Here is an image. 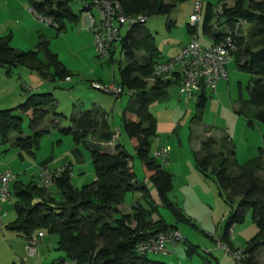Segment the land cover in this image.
Wrapping results in <instances>:
<instances>
[{
	"label": "trees",
	"instance_id": "16d2710c",
	"mask_svg": "<svg viewBox=\"0 0 264 264\" xmlns=\"http://www.w3.org/2000/svg\"><path fill=\"white\" fill-rule=\"evenodd\" d=\"M120 3L125 13L144 14L148 17L155 13L169 14L176 2L120 0ZM85 10L82 6L80 12ZM32 11L35 15L49 19L48 24L57 33L65 30V21L76 22L79 17V14L71 10L68 0H32ZM213 17L212 4L207 2L202 24L204 33H214V26L211 24ZM240 20L248 25L246 40L241 36L242 25L236 27ZM143 24L144 22L133 24L118 41L127 61L124 65H118V84L123 92L129 91L132 97L123 112V128L130 138L136 140V153L150 174L149 180L156 189L158 199L178 214L181 220L189 223L191 218L183 214L182 208L168 197L173 174L157 162V157L149 154L152 139L156 135V119L149 106L152 101L165 97L167 87L176 77L153 75L154 64L162 61V58L157 57L159 51ZM172 24L167 19V27ZM217 25H225L228 33L234 36L239 44V49L234 54L237 55L238 66L253 76L249 97L240 99L236 112L247 118L248 125H252L255 119L264 126L263 4L255 0H235L232 6H228L223 2ZM188 31L194 33L195 26L189 25ZM137 33L140 35L137 36ZM214 34L219 39L226 33ZM48 43L43 35L38 34L34 49L22 51L10 45V34L0 36V68L9 75L14 68L25 66L49 80L70 77V71L49 48ZM141 49L144 54L138 55L136 51ZM114 51L115 46L110 50L109 58ZM150 78L152 84L148 87ZM206 99L205 89L202 87L196 102L198 116ZM52 102L51 93H33L27 94L26 99L14 108L0 109V140L6 141L11 132H16L18 136L13 145L34 157L42 133L35 129L33 135L22 136L23 118L13 114V110L29 113L30 126L35 128L49 112ZM127 113L132 114L134 119H128ZM53 114L57 117L63 115L56 112ZM71 121V126L62 127L60 131L89 150L94 180L80 188L74 187L70 182V168L64 166L63 171L54 179V185L61 194L60 199L56 200L48 192L49 188L40 186L39 171L35 179L26 184L16 181V175L11 171L15 175L10 183V193L15 196V217L6 226L25 239L42 230L56 233V248L64 255L54 260L53 264H166L150 259L148 253L139 254L136 244L147 235L177 226L175 223L167 224L158 214L156 201L146 185L136 179L130 165L132 157L123 145L117 143L114 152H107L103 148L102 143L110 142L114 134L109 128L105 113L93 107L72 116ZM215 144L219 146L218 151L214 150ZM263 152V147H259L256 157L239 165L234 157L235 145L225 135L219 143L213 137H208L200 142L199 150L194 152L197 171L204 179H210L216 184L219 196L229 207L235 206L226 219L219 241L224 240L229 251H232L230 230L234 224L244 220L247 211H250L251 219L257 227L256 233L244 245L243 257L237 260L238 264H260L258 250L264 249V177L257 174V170L264 168ZM231 165L237 166V173L228 172ZM133 191L141 192L146 205L138 202L132 206L131 212L117 216L118 205L124 201L128 192ZM154 214L158 215L156 219H153ZM186 252L188 255L197 252L196 245L187 244Z\"/></svg>",
	"mask_w": 264,
	"mask_h": 264
},
{
	"label": "rangeland",
	"instance_id": "374dc122",
	"mask_svg": "<svg viewBox=\"0 0 264 264\" xmlns=\"http://www.w3.org/2000/svg\"><path fill=\"white\" fill-rule=\"evenodd\" d=\"M195 1L197 0H175V6L169 14L155 13L146 18L143 25L153 37L159 51L157 57L167 59L174 56L184 42L189 40L188 25L190 22L188 18L189 14L193 12ZM222 1L202 0L201 19L195 24L197 40L201 45L209 44L211 39L209 34L202 30L205 5L210 2L215 13H218L216 17L214 14L211 20V24L214 25L217 23ZM224 1L228 6L234 4V0ZM255 1L261 2L264 9V0ZM11 2L15 3L14 0ZM13 3L10 6L11 15H14L16 19L19 17L16 14L19 11V6L18 4L14 6ZM68 5L74 13L79 14V17L76 22H66V28L61 33H57L54 27L41 20H38L40 25L36 28L31 27L29 30H24L22 26H18L14 30V41L16 43L19 41L21 43L19 45L26 47V49L13 46L14 48L22 51L34 49L38 41V34H41L49 41V48L58 54L59 59L63 61L71 75L69 79L49 80L25 66L14 68L11 75L6 74L4 69L0 68V109L16 107L26 99L27 94L49 92L53 96L49 112L35 128L30 126L29 113H21L17 109L13 110V114L21 115L23 118L22 136L33 135L35 129L42 134L39 137V148L34 158L13 145L14 139L18 136L16 132H11L8 140H0V172L10 170L16 175V181L26 184L35 179L37 164L47 157H52L53 166H58L66 160L71 162L73 169L70 171V182L74 187L80 188L82 185L90 183L92 179L94 180V171L89 150L82 144L76 145L70 135L62 133L60 128L71 126V117L77 115L81 110L98 105L107 114L109 128L115 132V142L122 143L131 155L136 179L143 182L148 188L158 205V214L168 224L175 220L182 235V239L174 246L167 245L169 252L148 253L147 256L152 260L162 261L166 258L165 254H172L174 255V263L170 261V264H238V261L230 253L226 242L224 240L219 241L226 219L230 211L235 209V206L229 207L224 202L213 181H202L204 187H201L192 176L197 174L194 165V152L198 149L200 142L210 136L216 139L218 143L223 135L228 136L235 145L234 157L239 165L256 157L259 154V147L264 149V126L255 119H253L252 125H248L247 118L235 112L239 100L249 97L252 74L242 70L233 58L228 61L226 64L227 77L217 82L214 91L205 89L207 99L199 116L196 102L200 91L194 93L190 98L180 97L177 83H173L167 88L166 98H158L152 101L149 106L150 112L156 119L166 121L175 129L172 133L169 129L160 130L152 140L149 154L154 155L153 152L164 145L169 148L170 151L165 162L162 158H156V160L173 174L172 187L168 191L169 199L183 209L182 201L184 198L181 191L187 195L185 210L182 212L191 219L189 218V223L185 222L170 207L165 206L158 199L156 189L143 169L131 138L122 126V109L131 101V93L126 90L120 96L115 97V95L104 92L97 87V85L107 84L112 80L117 83L119 78L118 65L119 63L124 65L127 62L120 43L115 44L111 61L107 56L100 57L97 54L93 39L91 47L88 42L86 31L89 29L83 23V16L86 15V12H80L83 2L81 0H68ZM92 13L98 19L94 10ZM167 19L173 22L170 27L166 25ZM13 21L15 22V20ZM218 28L213 27V32L217 33L225 29L224 26ZM247 28L246 23L242 25L241 34L245 40L248 38L246 35ZM82 29L86 31H82ZM127 29V25L122 26L121 34L125 35ZM192 35L196 36L195 34ZM91 37L93 38V34ZM136 53L143 55L144 51L141 49ZM40 58H43L42 55ZM151 82L152 78L148 80V86L151 85L149 84ZM25 84L32 87L31 92L27 93L23 87ZM53 112L63 115L57 117ZM76 146L84 154L83 162L78 163L74 160L71 151ZM107 148L111 149L112 145L107 146ZM214 150H219L218 144L214 145ZM84 171L86 172L84 173ZM228 172L230 174L237 173V166L231 165ZM257 174L264 177V168L257 170ZM186 176L187 182L184 179ZM48 192L56 200L61 197L56 185H52ZM14 201L15 196L12 193L2 204L3 216L0 226H2V230L6 231V234L10 230L6 229L5 225L15 217ZM138 202L146 205V202L141 198V192H128L124 201L119 205L117 216L131 212L132 206ZM154 215L156 218L158 217L157 214ZM232 229H234V235L230 238V242L232 244L231 252L234 253L242 250L246 242L257 231V227L251 219L250 211H247L244 220L234 224ZM42 233L48 241L52 237L54 241L57 238L56 233H50L46 230H42ZM2 237L0 231V264H28V256L31 255L27 253V250H25L27 259L24 262L21 257L13 256L8 243H5ZM43 240L39 239V242H44ZM56 244L57 242H54V244H50V247L53 249ZM187 244L196 245L197 252L188 255L186 252ZM263 250H258L260 264H264ZM40 255L38 253L35 257L32 255L29 258L37 261ZM63 255L62 251L50 249L48 255L39 258L40 264H52V260ZM66 264L72 263L67 262Z\"/></svg>",
	"mask_w": 264,
	"mask_h": 264
},
{
	"label": "built area",
	"instance_id": "2783aa9c",
	"mask_svg": "<svg viewBox=\"0 0 264 264\" xmlns=\"http://www.w3.org/2000/svg\"><path fill=\"white\" fill-rule=\"evenodd\" d=\"M86 8L85 18L87 28L92 30L93 41L97 54L100 57H109L110 50L119 41L121 27L127 25L130 28L135 23H142L146 20L144 14L125 13L121 7L120 0H81ZM202 2L196 1L193 13L189 16L191 26H195L199 19ZM94 10L98 19L93 15ZM41 21L49 23L50 20L42 15H36ZM245 24L240 20L237 26ZM236 34V33H235ZM239 44L230 33L221 36L212 45L203 47L199 44L197 37L192 35L190 40L174 56L165 61L154 64L153 75L157 77H170L173 74L182 76V84L178 89L179 96L190 98L201 88L214 91L217 82L227 77L226 64L238 51ZM65 79H69L66 77ZM27 93L32 87L23 85ZM102 91L119 96L123 93L122 87L114 82L97 85ZM169 148L162 146L154 152V156L166 161ZM65 166H68L65 164ZM63 171V167L56 170L42 167L39 169V184L42 187L50 188L54 185V179ZM15 179V175L10 170L0 172V223L3 211L2 203L6 201L10 193V183ZM232 229L230 230L231 234ZM41 231L26 239V250L29 255H35ZM182 239L178 228H168L152 235H147L136 244V251L144 253H167V245H175ZM236 260L243 257L242 250L230 251Z\"/></svg>",
	"mask_w": 264,
	"mask_h": 264
},
{
	"label": "crops",
	"instance_id": "0c3cea01",
	"mask_svg": "<svg viewBox=\"0 0 264 264\" xmlns=\"http://www.w3.org/2000/svg\"><path fill=\"white\" fill-rule=\"evenodd\" d=\"M12 0H0V36H4V35H7V33L8 32H10V34H11V36H10V45L11 46H14V47H17V48H21V49H26V47H21V45H19V44H21L19 41L16 43L15 41H14V30H15V28L16 27H18V26H22V28L24 29V30H29L31 27L32 28H36V27H38L39 25H40V22L38 21L39 19L37 18V16L35 15V13L32 11V0H14L15 1V3H13V2H11ZM197 1H200V2H202V0H197ZM235 1V0H234ZM196 2V1H195ZM223 2H225L226 3V1H222L221 2V5H222V3ZM11 3H13V5L15 6L16 4H18V6H19V11H18V13H16V14H18L19 15V17H16V19L14 18V15H11L12 14V10H11V8H10V6H11ZM195 4V3H194ZM206 6V5H205ZM202 8H203V3H202V6H201V11H200V14H199V19L198 20H200L201 19V15H202ZM72 10V9H71ZM194 10V9H193ZM212 10H213V6H212ZM204 11H205V9H204ZM213 12H214V14H215V17L218 15V13H215V11L213 10ZM216 12H218V11H216ZM193 13V12H192ZM191 13V14H192ZM77 14V13H76ZM6 15H8V16H6ZM189 16H190V14H189ZM204 17V16H203ZM37 19V20H36ZM189 19V18H188ZM13 20H15V22L13 21ZM78 20V19H77ZM17 21V22H16ZM217 21V20H216ZM12 22V23H11ZM66 22H69V21H65V26H66ZM198 22V21H197ZM197 22H196V24H197ZM83 23L85 24V25H87L86 24V18H85V15L83 16ZM189 26V25H188ZM215 28H220V26L219 25H217V23H215L214 25H213ZM224 27H225V29H223V30H221L220 32H222V33H228L229 32V30H228V28L224 25ZM122 28V27H121ZM218 28V29H219ZM82 31H86V30H83L82 29ZM189 32V31H188ZM197 28L195 27V31H194V33H190L189 35H190V37H191V35L192 34H195L196 35V37H197ZM215 33V32H214ZM214 33H212V32H208V34H209V36L211 37V39H210V43L209 44H205V45H201L200 43V45L201 46H203V47H206V46H210V45H212L215 41H217V39H216V37H215V34ZM236 33H237V31H236ZM86 34H87V38H88V42H89V45H90V47L92 46L91 45V41H92V31L91 30H88V31H86ZM122 35V34H121ZM137 36H139L140 34H136ZM241 36H242V34H241ZM189 40H190V38H189ZM189 40H187L186 42H184V44L180 47V49L189 41ZM33 42H34V39H33ZM30 46V45H29ZM32 46V45H31ZM180 49L178 50V51H180ZM177 51V52H178ZM54 52V51H53ZM176 52V53H177ZM175 53V54H176ZM58 55V54H57ZM111 59H112V56H111V58L109 59L110 61H111ZM167 59H169V58H167ZM167 59H162V61H165V60H167ZM233 59H234V61L235 62H237V55H234V57H233ZM62 63H63V61H62ZM63 65L65 66V64L63 63ZM66 67V66H65ZM1 69H3V68H1ZM66 69H67V67H66ZM71 73V72H70ZM170 77H176L175 79H174V81L171 83V84H173V83H177V86H178V89H179V87L181 86V84H182V76L180 75V74H173L172 76H170ZM65 79V78H64ZM149 80V79H148ZM112 82H114L115 83V81H113L112 80ZM116 84H118V81H117V83ZM149 84H152V82L151 83H149ZM170 84V85H171ZM169 85V86H170ZM168 86V87H169ZM149 87V86H148ZM167 87V88H168ZM167 91V90H166ZM49 93V92H48ZM167 94L168 93H166V96H167ZM198 96V95H197ZM164 98H166V97H164ZM131 100H132V97H131ZM240 101V100H239ZM127 106V105H126ZM125 106V107H126ZM94 107H96L97 109H100L101 110V112L103 111V113H105V117H107V114H106V112L104 111V110H102L98 105H96V106H94ZM125 107L122 109V117L124 116V114H123V112H124V109H125ZM239 107V104L237 105V107H236V109ZM93 108V107H92ZM91 109V108H90ZM236 109H235V112H236ZM82 111V110H81ZM80 111V112H81ZM237 113V112H236ZM238 114V113H237ZM127 118L128 119H134V116L132 115V114H128L127 113ZM239 115V114H238ZM156 119V118H155ZM122 126H123V122H122ZM167 129H169V131L172 133V132H174V127H173V125H169V123H166V121H164V120H158V119H156V135H157V133L160 131V130H167ZM155 135V136H156ZM154 136V137H155ZM71 137V136H70ZM114 137H115V132H114V134H113V138H112V140L110 141V142H103L102 143V146H103V148L105 149V151H107V152H114V149H115V145L117 144L116 142H115V140H114ZM153 137V138H154ZM153 140V139H152ZM131 141H132V144L134 145V147H135V145H136V140L135 139H133V138H131ZM122 144V143H121ZM152 144V143H151ZM76 145H79L78 143H76ZM109 145H112V148L111 149H108L107 148V146H109ZM165 146V145H164ZM124 147V146H123ZM151 148V147H150ZM159 149V148H158ZM157 150V149H156ZM197 150H199V147H198V149ZM196 150V151H197ZM21 151H23V150H21ZM170 151V150H169ZM155 152V151H154ZM153 152V153H154ZM21 153V152H20ZM19 153V154H20ZM71 153L73 154V156H74V160L76 161V162H78V163H80V162H83L84 161V154H83V152L79 149V147H74L73 149H72V151H71ZM152 156H154V155H152ZM35 157V156H34ZM34 157H32V158H34ZM91 157V156H90ZM64 160H65V158H64ZM54 161H53V159H52V157H47V158H45V159H43V160H41L38 164H37V166H36V169H35V175H37V173H38V171H39V169L40 168H42V167H46V168H48V169H57V168H61V167H64L65 166V164H67L68 165V167L70 168V171L73 169V167H72V164H71V162L70 161H68V160H66V161H63L62 162V164H60V165H58V166H56V165H52V163H53ZM130 165L132 166V169H133V164H132V161L130 162ZM194 165H195V161H194ZM196 168V167H195ZM143 169L145 170V172H146V175L148 176V178H149V173L147 172V170L143 167ZM195 171H197V169H195ZM86 171H84V173H85ZM192 177H194L195 178V180L197 181V183L201 186V187H204L203 186V184H202V181H205V182H207V180L206 179H204L203 178V176L197 171V174L195 173L194 174V176H192ZM186 181L185 182H187V180H188V178H187V176L184 178ZM208 180H210V179H208ZM92 181H93V179H92ZM91 181V182H92ZM140 182V181H139ZM181 193H182V197L184 198L183 199V203H182V206H183V209L182 210H185L184 209V206H185V204H186V199H187V195L183 192V191H181ZM120 205V204H119ZM119 205H118V208H119ZM126 214V213H125ZM188 215V214H187ZM162 217V216H161ZM156 218V216L155 215H153V219H155ZM166 222V221H165ZM167 223V222H166ZM176 224V226H177V222L174 220V222L173 223H171V224ZM8 224V223H7ZM6 224V225H7ZM168 224V223H167ZM5 225V226H6ZM2 226H0V231H1V235L3 236L2 237V239H3V241L5 242V243H8V245H9V247H10V250H11V253L13 254V256L14 257H17V258H20L21 257V260H24V262L26 261V255H25V250H26V239L24 238V237H22V236H20V235H18L15 231H13L12 229H10V228H8L7 226H6V229H9L10 230V232L9 233H7L6 234V231H4V230H2V228H1ZM233 235H234V229H232V231H231V234H230V238L231 237H233ZM40 239H44L43 241L44 242H39L38 243V245H37V250H36V253H35V255L33 256V257H35L38 253H40L41 255H40V257H38V260L37 261H35V260H33V258H29V257H31V256H28V264H40V259L41 258H43L45 255H48L49 253H50V249L51 250H55V249H57L55 246H53L54 248L52 249V247H50V244H54V242H57V238L55 239V241H54V238L52 237V238H50L51 240H49L48 241V239H46L45 237H44V234L41 236V238ZM52 242V243H49V242ZM41 243V244H40ZM57 245V244H56ZM174 246V245H173ZM172 246V247H173ZM174 249V248H173ZM173 256L174 255H172V254H165V259H163L162 260V262H164V263H166V264H170V261L172 262L174 259H173ZM40 258V259H39ZM57 259V258H56ZM56 259H54V260H56ZM54 260H52L51 262H52V264H53V261ZM180 260V259H179ZM178 260V261H179ZM160 261V260H159ZM173 263H174V261H173Z\"/></svg>",
	"mask_w": 264,
	"mask_h": 264
}]
</instances>
